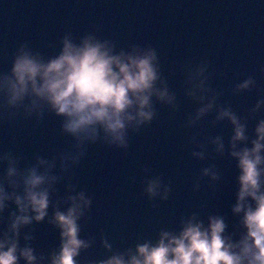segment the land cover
<instances>
[{
  "label": "water",
  "instance_id": "1",
  "mask_svg": "<svg viewBox=\"0 0 264 264\" xmlns=\"http://www.w3.org/2000/svg\"><path fill=\"white\" fill-rule=\"evenodd\" d=\"M86 35L108 41L114 53L151 48L155 87L167 88L173 100L150 97L153 116L126 127L125 147L109 143L99 128L95 140L78 145L46 104L32 108L35 98L26 97L8 107L0 91V189L9 196L0 210V240L13 238L9 225L20 214L11 198L23 194L19 177L5 178L12 166L18 174L35 168L46 176V215L35 221L28 211L29 222L14 237L18 250L32 249L33 264H51L61 243L54 212H64L78 193L88 205L81 204L77 238L88 247L74 257L76 264L113 255L127 261L137 245H154L162 232L177 235L188 220L206 227L209 217H220L223 235L238 241L245 229L243 213L232 212L239 172L230 153L251 148L256 124L264 120V0H0V77L10 76L22 46L47 60L65 36L78 44ZM199 68L200 77L190 80ZM200 78L207 91L193 88ZM248 78L253 83L237 90ZM213 97L212 108L196 118ZM223 109L244 125L245 139L231 141L233 125L217 119ZM148 180L158 181L155 195L145 191ZM17 264L26 262L18 256Z\"/></svg>",
  "mask_w": 264,
  "mask_h": 264
},
{
  "label": "clouds",
  "instance_id": "2",
  "mask_svg": "<svg viewBox=\"0 0 264 264\" xmlns=\"http://www.w3.org/2000/svg\"><path fill=\"white\" fill-rule=\"evenodd\" d=\"M156 56L151 48L130 52H113L108 41L84 36L74 44L67 36L61 40L57 55L42 60L23 46L17 50L11 67L10 76L0 77V91L5 94L8 107L18 106L26 97L32 108L37 101L46 104L57 116L63 118L61 128L73 136L77 144L83 140H95L99 128L109 143L125 147V129L148 122L152 116L150 97L158 101L171 103L173 96L167 88L155 87L158 79ZM264 72V68H261ZM203 72L199 68L190 75L196 80ZM251 78L237 84V90L246 89L252 84ZM194 89L207 91L204 79L193 84ZM203 99V96L200 97ZM213 98L196 111V118L212 108ZM257 101L256 108L260 106ZM255 110V109H254ZM227 118L233 125L231 141L245 139L244 125L228 109L219 110L217 119ZM255 139L251 148L232 151L238 169L236 203L233 213H243L241 224L244 235L235 243L223 235L225 224L220 217H209L207 226L188 220L177 235L162 232L154 245H137L135 255L127 261L120 255H113L99 264H264V163L260 151L264 149V120H259L254 129ZM216 149L221 145L217 141ZM233 148L235 144L231 145ZM199 155V154H194ZM40 163H43L40 161ZM207 174L208 170H204ZM19 177L23 194L12 196L17 212L11 219L9 229L13 238L0 240V264H17L18 256L26 264H33L35 257L32 249H17L14 239L19 225L27 224L31 211L32 220L40 221L46 215L48 207V189L42 187L46 176L38 174L35 168H29L24 174H18L9 166L5 178ZM215 178V174H212ZM49 181L54 178H47ZM9 183L15 186L16 180ZM158 181L148 180L145 191L151 196L156 194ZM165 191H167L165 189ZM8 195L0 189V210ZM70 206L64 211L54 212L53 219L60 229L61 243L59 251L52 256L51 264H76L74 257L88 244L77 238L79 231L76 223L81 204L87 207L88 200L82 194L69 197ZM248 201H251L249 203ZM107 248L108 245L104 244Z\"/></svg>",
  "mask_w": 264,
  "mask_h": 264
}]
</instances>
